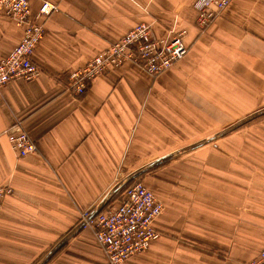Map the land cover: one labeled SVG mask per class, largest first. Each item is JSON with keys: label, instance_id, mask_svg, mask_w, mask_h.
Wrapping results in <instances>:
<instances>
[{"label": "crops", "instance_id": "crops-1", "mask_svg": "<svg viewBox=\"0 0 264 264\" xmlns=\"http://www.w3.org/2000/svg\"><path fill=\"white\" fill-rule=\"evenodd\" d=\"M28 1L32 16L42 1L58 10L41 21L31 56L39 76L11 81L0 94V185L11 189L0 211V264H108L92 230L80 227L82 215L118 203L120 191L155 165L141 169L189 151L193 135V159L147 179L163 206L154 221L161 237L123 264L257 259L264 249V113L256 115L264 110V0H230L205 30L196 25L195 0ZM140 23L157 40L184 31L186 54L155 79L132 61L110 67L74 95L69 74ZM21 36L0 11V61ZM17 121L36 147L24 157L7 139ZM140 151L166 152L141 165Z\"/></svg>", "mask_w": 264, "mask_h": 264}, {"label": "built area", "instance_id": "built-area-1", "mask_svg": "<svg viewBox=\"0 0 264 264\" xmlns=\"http://www.w3.org/2000/svg\"><path fill=\"white\" fill-rule=\"evenodd\" d=\"M230 0H195L196 25L205 30L213 17L225 9ZM58 7L42 1L35 16L31 15L28 0H0V11L22 28L18 44L0 61V94L11 81H32L40 70L31 56L44 34L43 22ZM43 21V22H41ZM174 33V32H173ZM185 32H175L171 39H154L148 25L140 23L107 49L97 53L83 67L72 71L69 76V90L82 95L88 84L103 75L110 67H119L124 62L139 64L153 79L168 71L183 58L186 47L182 44ZM11 148L24 157L36 150L20 122H15L7 131ZM11 189L0 185V211L5 197ZM163 206L151 190L140 182L126 187L118 203L100 212L87 222L89 213L82 215L83 227L92 230L110 264H122L130 258L145 252L161 234L154 228V221L160 216ZM249 264H264V249L257 259Z\"/></svg>", "mask_w": 264, "mask_h": 264}, {"label": "rangeland", "instance_id": "rangeland-1", "mask_svg": "<svg viewBox=\"0 0 264 264\" xmlns=\"http://www.w3.org/2000/svg\"><path fill=\"white\" fill-rule=\"evenodd\" d=\"M243 121L240 120L239 122L237 121L233 127L235 126V131L239 132L242 131L240 129H242L243 123H241ZM241 123V124H240ZM226 132L225 130L222 131L221 133ZM236 132V133H237ZM220 133V134H221ZM198 139L195 138V136L193 135L191 138H189L188 143L189 146H191V148H189V151H172V153L170 154V156H167L165 159H162L161 161H159L158 163L155 164L154 167L150 168L147 172H145L144 174H142L137 180H133L131 184L135 183V182H140L142 183L145 187H147L146 183H147V179L150 173H155L157 171H160L159 173H162L161 171L163 170V167H167L169 166L171 163H177L180 162L181 159H186V161L188 159H193L194 155H195V151L194 149H192V147H194L195 145H197V141ZM166 151H140V158L139 160L141 161V165H143V159L147 160V159H152V158H158L160 157V155H162V153H165ZM162 158V157H161ZM190 161V160H189ZM148 165H146L145 167H147ZM144 168V167H143ZM145 179V180H144ZM160 183L157 179H155V190L159 189ZM126 188V187H125ZM124 188V189H125ZM148 188V187H147ZM123 190V189H122ZM122 190L120 192H122ZM162 195V192H161ZM159 198V197H158ZM159 201V200H158ZM263 250V249H262ZM103 253V251H102ZM104 254V253H103ZM105 256V254H104ZM106 258V256H105ZM107 260V258H106ZM108 261V260H107ZM108 264H110L108 262ZM123 264V263H122Z\"/></svg>", "mask_w": 264, "mask_h": 264}, {"label": "water", "instance_id": "water-1", "mask_svg": "<svg viewBox=\"0 0 264 264\" xmlns=\"http://www.w3.org/2000/svg\"><path fill=\"white\" fill-rule=\"evenodd\" d=\"M262 113H264V110H263V111H260V112H258V113H256V115H260V114H262ZM256 115H254V116H256ZM244 120H246V119H244ZM244 120H243L241 123H243ZM241 123H240V124H241ZM234 127H235V126H234ZM224 134H225V132L219 134V136H222V135H224ZM158 162H159V160L156 161V162L153 163V164L148 165V166L145 167L144 169H141L140 172L142 173L143 171L149 169L150 167L154 166V165H155L156 163H158ZM133 177H135V176L133 175ZM118 188H119V187H118ZM118 188H117V189H118ZM117 189H115V191H116ZM104 205H105V204H104V202H103V203L100 205V207H99L98 209H95L94 211H92L91 213H89V215H88V217H87V222L90 221L91 219L95 218L96 215L99 214V213L101 212V208L104 207ZM80 227H83V223L80 224ZM56 249H57V248L55 247V248L49 253V255H48L45 259L49 258L52 254H54L55 251H56Z\"/></svg>", "mask_w": 264, "mask_h": 264}, {"label": "trees", "instance_id": "trees-1", "mask_svg": "<svg viewBox=\"0 0 264 264\" xmlns=\"http://www.w3.org/2000/svg\"><path fill=\"white\" fill-rule=\"evenodd\" d=\"M131 185V184H130ZM124 190V189H123ZM122 190V191H123ZM122 193V192H121ZM109 206H111V204H108L106 207H105V209L103 210V211H105V210H107V208L109 207Z\"/></svg>", "mask_w": 264, "mask_h": 264}]
</instances>
